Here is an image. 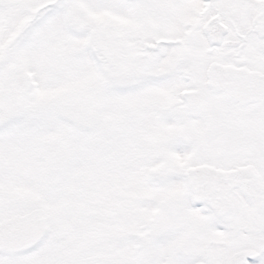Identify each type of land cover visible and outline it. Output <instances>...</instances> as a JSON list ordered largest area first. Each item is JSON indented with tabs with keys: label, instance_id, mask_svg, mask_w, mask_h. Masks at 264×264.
I'll list each match as a JSON object with an SVG mask.
<instances>
[{
	"label": "snow or ice",
	"instance_id": "6c2138e0",
	"mask_svg": "<svg viewBox=\"0 0 264 264\" xmlns=\"http://www.w3.org/2000/svg\"><path fill=\"white\" fill-rule=\"evenodd\" d=\"M0 264H264V0H0Z\"/></svg>",
	"mask_w": 264,
	"mask_h": 264
}]
</instances>
